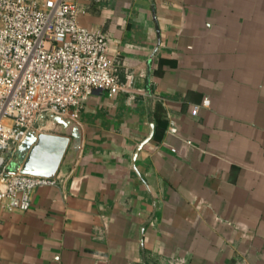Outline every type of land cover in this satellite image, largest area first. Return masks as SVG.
I'll use <instances>...</instances> for the list:
<instances>
[{
    "label": "crops",
    "instance_id": "0c3cea01",
    "mask_svg": "<svg viewBox=\"0 0 264 264\" xmlns=\"http://www.w3.org/2000/svg\"><path fill=\"white\" fill-rule=\"evenodd\" d=\"M79 4L143 93L94 90L26 133L21 165L66 139L58 184L0 204V264H264V0Z\"/></svg>",
    "mask_w": 264,
    "mask_h": 264
},
{
    "label": "built area",
    "instance_id": "2783aa9c",
    "mask_svg": "<svg viewBox=\"0 0 264 264\" xmlns=\"http://www.w3.org/2000/svg\"><path fill=\"white\" fill-rule=\"evenodd\" d=\"M97 1V0H95ZM79 0H0V204L26 211L40 186L56 177L21 171L19 148L46 113L77 117L94 90L142 94L131 75L122 79L108 36L79 23ZM158 100L165 103L164 98ZM202 106L209 99L202 100ZM199 105L191 112L196 115ZM168 116L170 131L174 121Z\"/></svg>",
    "mask_w": 264,
    "mask_h": 264
},
{
    "label": "water",
    "instance_id": "95a60500",
    "mask_svg": "<svg viewBox=\"0 0 264 264\" xmlns=\"http://www.w3.org/2000/svg\"><path fill=\"white\" fill-rule=\"evenodd\" d=\"M46 116H48V118L56 119L63 125L71 124L69 120H65L59 115L46 113L44 117ZM42 119L38 121V125L41 127ZM67 133L72 135L73 137L72 143L70 145V150L72 152L70 156V161H73L74 157L78 154L80 150V136L77 125H73L72 130L67 131ZM65 140L60 137L40 135L37 145L33 147L30 155L27 159L24 160L25 162L23 163V165H21V171L34 175L53 177V172L55 169L54 163L59 161V158L62 155L66 143ZM19 149H22V145ZM33 161L37 162L34 164ZM42 168H46L49 173H42L40 171Z\"/></svg>",
    "mask_w": 264,
    "mask_h": 264
},
{
    "label": "rangeland",
    "instance_id": "374dc122",
    "mask_svg": "<svg viewBox=\"0 0 264 264\" xmlns=\"http://www.w3.org/2000/svg\"><path fill=\"white\" fill-rule=\"evenodd\" d=\"M22 158H23V156H22V157H20V161H22Z\"/></svg>",
    "mask_w": 264,
    "mask_h": 264
}]
</instances>
